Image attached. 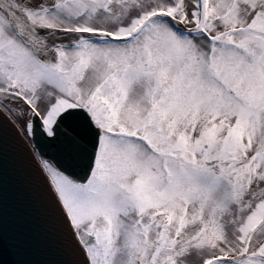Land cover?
<instances>
[{
  "label": "snow or ice",
  "instance_id": "6c2138e0",
  "mask_svg": "<svg viewBox=\"0 0 264 264\" xmlns=\"http://www.w3.org/2000/svg\"><path fill=\"white\" fill-rule=\"evenodd\" d=\"M0 264H264V0H0Z\"/></svg>",
  "mask_w": 264,
  "mask_h": 264
}]
</instances>
